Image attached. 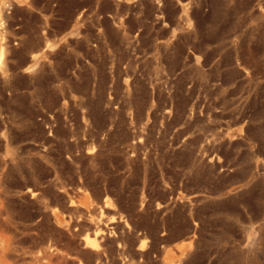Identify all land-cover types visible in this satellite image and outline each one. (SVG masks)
Returning a JSON list of instances; mask_svg holds the SVG:
<instances>
[{
    "label": "rangeland",
    "instance_id": "obj_1",
    "mask_svg": "<svg viewBox=\"0 0 264 264\" xmlns=\"http://www.w3.org/2000/svg\"><path fill=\"white\" fill-rule=\"evenodd\" d=\"M0 264H264V0H0Z\"/></svg>",
    "mask_w": 264,
    "mask_h": 264
},
{
    "label": "bare ground",
    "instance_id": "obj_2",
    "mask_svg": "<svg viewBox=\"0 0 264 264\" xmlns=\"http://www.w3.org/2000/svg\"><path fill=\"white\" fill-rule=\"evenodd\" d=\"M28 42V41H27ZM33 42H34V40H33ZM36 44V43H35Z\"/></svg>",
    "mask_w": 264,
    "mask_h": 264
}]
</instances>
